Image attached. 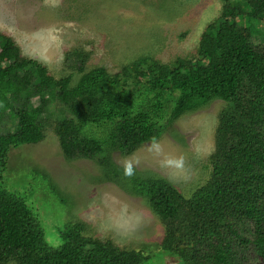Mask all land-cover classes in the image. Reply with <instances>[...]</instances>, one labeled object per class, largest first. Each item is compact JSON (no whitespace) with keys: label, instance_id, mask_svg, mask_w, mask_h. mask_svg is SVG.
Instances as JSON below:
<instances>
[{"label":"trees","instance_id":"trees-1","mask_svg":"<svg viewBox=\"0 0 264 264\" xmlns=\"http://www.w3.org/2000/svg\"><path fill=\"white\" fill-rule=\"evenodd\" d=\"M196 53L170 63L140 56L116 73L87 69L89 52L72 49L78 76L56 77L0 31V264H146L144 250L89 234L81 221L65 224L50 245L38 216L18 190L3 184L13 149L38 143L60 104L54 130L67 159L89 158L107 181L141 197L164 225L161 248L181 264H264V43L251 26L264 23V0H222ZM256 28V27H255ZM225 102L215 131L206 182L186 196L168 178L125 166L176 120L212 100ZM249 260V261H248ZM178 261V264H180Z\"/></svg>","mask_w":264,"mask_h":264},{"label":"rangeland","instance_id":"rangeland-1","mask_svg":"<svg viewBox=\"0 0 264 264\" xmlns=\"http://www.w3.org/2000/svg\"><path fill=\"white\" fill-rule=\"evenodd\" d=\"M222 5V0H0V31L11 35L25 55L46 64L56 77L78 76L73 69L75 56L66 59L72 49L89 52L87 69L103 66L116 73L144 55L165 63L191 57ZM251 27L253 41L264 43V23ZM224 106V101L212 100L181 116L156 141L127 156L115 151L113 159L120 166L130 163L165 176L190 196L209 178V158ZM60 108L54 106L42 141L10 152L2 184L23 194L50 245L61 242L65 224L81 221L99 239L144 250L149 256L146 264H178L161 248L164 225L141 197L107 181L94 159L64 156L54 130ZM10 129L6 119L0 132ZM179 160L180 168L169 163ZM248 257L263 264L253 260L251 252Z\"/></svg>","mask_w":264,"mask_h":264},{"label":"clouds","instance_id":"clouds-1","mask_svg":"<svg viewBox=\"0 0 264 264\" xmlns=\"http://www.w3.org/2000/svg\"><path fill=\"white\" fill-rule=\"evenodd\" d=\"M170 164H174L175 167L177 168H180L182 167L183 165V161L182 160H179V161H169ZM126 176H131L133 174V169H132V166L131 164H127L126 167H125V173H124Z\"/></svg>","mask_w":264,"mask_h":264}]
</instances>
